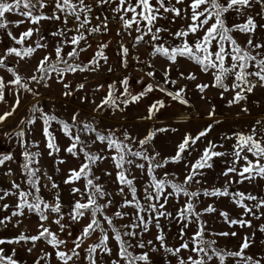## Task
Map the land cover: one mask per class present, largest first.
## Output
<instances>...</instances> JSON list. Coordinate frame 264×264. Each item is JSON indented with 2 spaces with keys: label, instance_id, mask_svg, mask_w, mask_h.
Returning a JSON list of instances; mask_svg holds the SVG:
<instances>
[{
  "label": "rangeland",
  "instance_id": "rangeland-1",
  "mask_svg": "<svg viewBox=\"0 0 264 264\" xmlns=\"http://www.w3.org/2000/svg\"><path fill=\"white\" fill-rule=\"evenodd\" d=\"M49 7L42 11L46 15H51L53 11V0H47ZM155 5L156 0H151ZM85 3L92 7V11L89 14L91 23L86 27L91 28L96 25H102L107 23L108 30L101 31L99 33L89 34L85 31L86 40L80 42L79 47L86 49L79 52L78 59L69 61L70 63L79 64L81 66L89 65V61L93 59L98 46L100 44H106L107 47L103 49L104 55L107 57V62L103 59L99 60V66L95 71H77L75 73H66L63 82L59 81V78L55 73L50 74V78L45 81L37 83L30 81L29 78L35 74L37 76L40 73H36L35 69L41 59L45 56H51L55 61V46L58 42L63 40V37L53 36L52 33L58 29L64 28L65 25L62 21L42 20L39 24H32L30 22L21 23L16 26L17 21L24 20L25 18L17 13H6L5 20L8 24L9 31L14 39L18 40L23 32L29 28L34 29L31 38L26 39L23 44L16 45V50L23 52L26 47H36L37 41L42 44H46V48H37L36 51L29 57L21 59L15 54H8L7 48L0 45V57H4V63L6 67H0V77H2L7 84L14 77L12 72L8 69H13L21 77H23V83L27 84L32 89L31 92L25 91L19 88V86H13L8 84L4 89V100L0 101V115L6 112H12V115L8 116L2 123H0V135L3 137L7 150L13 159L6 161L3 166H0V193L4 191H16L11 188L13 181L20 184L22 188L27 189L28 185L25 183V175L22 172L21 165L24 163V157L22 153L25 148L22 147V143L26 142L30 147L31 152H39L38 157L39 164L33 165V167H39L42 169L41 185L47 184L48 187H41L40 195L49 203L54 202V197L58 192L60 200L63 205L62 211L65 213V219L62 223L68 225L63 232L60 231L59 226L53 221L57 218L54 213H47L48 220L44 221V226L50 228V230L59 236L66 239V244L60 247L61 251H67L74 245L72 241L80 235L82 228L89 223L90 213L86 214L78 223H72L67 213L74 202V199H79V195L73 197L71 189L73 187H79L83 189L84 180L77 182L76 184H65L63 181L67 177L69 169H78L83 156L79 159L72 157L64 151V149L71 143V141L59 131V125L53 124L52 129H55L56 143L60 147L59 153L49 155V150L46 148L45 138L42 133L43 124L38 117L40 112L33 113V107L43 108L45 112L54 113L59 119L71 123V117L73 114L78 113L77 120L79 122L91 123L97 131L107 134L108 130L115 132L116 136L123 139V134L126 131L132 140L127 141L133 149H139V140L144 139L149 132H154L151 142L145 145L148 153L154 155L159 153L158 160L174 156L177 150V145L182 142L186 135L196 136L200 131L205 130L211 125V130L207 136L201 138L196 145H193L188 151H186L179 163H169L164 168L156 169V175L163 177L165 173L170 174V178L174 179L177 183L183 181L184 176L187 174L189 168L186 165H191L199 157L203 149L211 141L218 145L216 151L225 153H231L233 145L236 143L234 133H251L253 128H256L257 139L264 140V86H260L255 76L249 77L252 83L257 86L252 92H245L246 99L241 100L239 103H233L229 105V101L233 99L235 91L231 90L234 77L229 76L225 80V84L228 86L229 91H224L222 88L212 87L213 75L212 70L204 72L201 67L193 61L185 57H177L176 63H171L165 57L161 55L152 56L154 45L163 44L166 47L178 45L181 41L175 38L172 34L178 30L185 28L191 23V9H188L187 18L182 19L180 17H174L173 13L163 12L161 9V15L166 19H157L156 27H162L168 29V31H162L158 41H152L151 35H145L144 40L138 44H135V37L139 35L134 28L125 31L122 28L119 16L122 14L114 13L112 8L116 7L115 4L97 5L96 0H85ZM191 3V0H185L184 5L176 4L175 0H171L170 5H174L177 8H184ZM220 3H225V0H220ZM99 9V12H98ZM261 12V6L253 4L251 8L243 9L242 14L238 15L235 11H230L225 14V20L227 26L231 27L234 24H242L246 21L247 17L251 15L254 20L257 19V28L253 33L244 34L240 32H232L231 35L238 42L242 48H246L252 55L261 53L257 59L264 58V48L252 49L248 48L247 41L252 39L253 44H264V15H258ZM131 16V13L128 14ZM183 15V13H182ZM99 17V19H96ZM83 18V16L81 17ZM211 23V21H210ZM76 20L70 16L68 18L67 28H75ZM135 27V26H134ZM207 27V26H206ZM39 29V31H35ZM119 33V34H118ZM74 32H69L67 35L71 37ZM100 35V38H99ZM203 31L198 32L196 36H202ZM196 36L189 35L188 41L191 43L195 40ZM123 44L128 48L127 66H123L121 63V49L120 45ZM215 47V42L213 44ZM72 50V46L65 45L62 55L66 57L67 53ZM101 61V65H100ZM230 58L226 61V65L230 64ZM149 65V66H148ZM63 66V65H61ZM139 66L146 68L148 66L150 71L154 72L152 77H134L130 78V71L138 69ZM111 69V71H109ZM165 70L168 71V83H165ZM254 67H250L249 71H256ZM183 73V76H181ZM196 76L195 80L186 79L189 74ZM101 74V78H100ZM127 77L129 81V91L132 95H137L142 92L148 84L153 85V91L142 97L137 102H129L127 105L122 103L125 99L121 95L123 87L121 81ZM175 81V83H171ZM47 84V87L45 86ZM64 84H68L69 88L65 89ZM83 84L82 89H78V85ZM115 84L116 104L118 107H109L105 105L102 109H97V105L101 104V100L108 95L109 85ZM207 84V87L203 92L199 90L197 85ZM102 87V91H101ZM160 88L166 91H161ZM183 89L182 98L187 101L186 104L180 103L178 100H174L167 93H175L178 90ZM66 91H71V95L65 96ZM236 91H239L237 89ZM19 98V104L16 105V100ZM156 101H162L164 106L155 111L152 117L149 119V108ZM15 111L13 112V107ZM214 109V114L209 116V113ZM247 109V111H243ZM103 113V117H102ZM36 116L35 124L21 123L22 120L27 121L33 116ZM257 121H260L258 124ZM103 126V130H102ZM82 128V124L79 125ZM50 129V130H52ZM164 129V131H160ZM23 130L25 136L23 138L16 135L17 132ZM75 134V132H74ZM81 139L86 142H91L95 139L94 133L81 132ZM226 137H233L227 139ZM38 144V147H31L32 143ZM101 154L110 155L107 152L106 145L97 141L91 144L89 151L100 152ZM249 159H255L249 154ZM63 160L64 163L60 164L58 161ZM232 160L231 155L224 157L214 158L212 161L213 167L211 169L205 168L202 170L204 173L202 176H198L197 179L201 183L193 182L187 186L189 191H198L204 188H222L229 177H224L221 173L227 166L230 165ZM137 163H145L143 160H138ZM264 163V161H262ZM243 161H241V165ZM147 167V165H146ZM240 167V165H237ZM59 168V171H57ZM11 170V175H8V171ZM48 171L49 176L52 177L57 185V189H51L52 181L46 182L43 179V173ZM93 172L100 179L98 183L104 186L106 192L112 193V205L106 209V214L113 216V214L119 209V205L123 202V197L116 195L119 185L115 183L116 169L110 159L98 163L93 168ZM111 173L106 175L105 173ZM132 176L135 177V186L137 188V195L140 198L142 204L147 203L143 199V189L148 183V176L146 171L131 166ZM232 179H239V177L232 176ZM171 191V189H167ZM127 191V189H126ZM230 191L245 192L256 195L257 197H264V179L257 177L252 181H245L243 184H232ZM128 199H131L129 194ZM186 197L179 196L170 197L166 204V210L176 216L179 208L185 203ZM105 200H100L99 203H105ZM17 198L15 196H8L4 200H0V219L10 217L12 212L16 210L15 205ZM196 204V210L202 211L209 204H212L217 211L214 213H206L201 217V220L206 222L207 231L205 233V239L216 240L214 247L224 249L226 251H238L239 245L242 243L245 235L252 238V243L248 249L245 250V254L253 256L254 258L264 257V232H261L260 226L264 225V208H261L257 215L260 219H254L251 215L245 216L244 219L250 220L252 227L241 228L239 225L229 227L219 215L220 211H226L229 213L230 218H240L243 213V209L237 208L234 203L231 202L229 197H205L201 195L198 200H194ZM249 205H254L256 201H245ZM7 204V209L3 208V205ZM128 215L123 219H113V223L120 230L121 233L129 231L130 229L122 227L123 225L133 223L132 216L135 209L132 207L119 209ZM145 219L148 218L147 214ZM102 219V218H101ZM19 224L17 225V222ZM160 225L165 237V244L168 247L176 248L182 243L181 229L182 224L178 220H169L165 218L160 219ZM41 221L39 216L34 212H29L25 209L23 216L12 217L11 221H6L5 225H0V239L13 240L17 238L21 233L32 236L37 235L39 231V225ZM104 228L108 231L109 235V247L112 249L111 256L98 254V264H112L113 260H119L117 255L118 245L112 238L113 233L108 228L106 223L103 224ZM197 225L195 223L189 224L184 229V239L188 240L192 234L196 231ZM137 232L142 231L141 228L135 229ZM236 232L235 237L228 236H213L210 233L218 232ZM71 233V235H69ZM158 235V229L155 227V223L149 225V230L143 232L142 236L136 238L124 237L133 245L139 241H143L147 244V241L151 240L152 245H148L141 249L139 247L130 248L129 251L134 255L147 252L149 255L150 264H178L176 256L166 252L164 248L160 246L159 241L156 240ZM101 233L99 231L93 233L89 238L84 240L80 249V258L70 261L69 264H88L85 259V249L89 245L97 243ZM155 247L157 250L153 251ZM4 254L12 256L16 261V264H36L37 260L44 253H49V257L46 260H40V264H61L56 258V249L47 244L44 239H41L35 244L31 241H21L20 243H5L0 245ZM31 249V252H29ZM195 256V253H190L187 250H181L180 256L187 259L189 255ZM238 258L228 257L225 260V264H237ZM120 264H124V261H120ZM209 264H219L218 259L215 257ZM261 264H264L262 260Z\"/></svg>",
  "mask_w": 264,
  "mask_h": 264
},
{
  "label": "snow or ice",
  "instance_id": "snow-or-ice-1",
  "mask_svg": "<svg viewBox=\"0 0 264 264\" xmlns=\"http://www.w3.org/2000/svg\"><path fill=\"white\" fill-rule=\"evenodd\" d=\"M171 0H156L155 5L152 4L151 0H96L97 5L104 4H115L116 7L112 8L114 13L121 14L119 16L122 28L125 31L134 30L139 33L135 37V44L140 43L144 40V36L150 34L152 41H158L160 39L159 34L162 31H168V29L162 27H156L157 19H166L162 16L161 9L163 12L173 13L174 17H180L182 19L187 18L188 9H191V16L189 23L185 28L176 31L172 35L181 41L180 44L165 47L163 44L154 45L152 56L161 55L165 57L171 63H176L177 57H185L201 67V70L208 72L212 70L213 83L212 87L222 88L224 91H229L228 86L225 84V80L232 76L234 77L231 90L235 91V95L232 100L229 101V105L233 103H239L241 100L246 99L245 92H252L257 86L252 83L249 77L255 76L260 86H264V58L257 59L261 53L252 55L246 48H242L236 39L231 35L232 32H240L244 34H250L255 31L257 24L254 18L249 15L246 21L242 24H234L231 27L227 26L225 20V14L230 11H235L238 15L242 14L243 9L251 8L253 4L261 6V12L258 15H264V0H225V3H220V0H191V3L184 8H177L174 5H170ZM176 4L184 5L185 0H175ZM53 11L51 15H46L42 10L49 7L47 0H0V28L6 27L2 22L6 13H17L24 17V20L17 21L16 26L21 23L30 22L32 24H39L42 20H53L62 21L65 25L64 28L58 29L53 32V36L63 37V40L57 43L55 46V61L52 60L51 56H45L41 59L35 69L36 73H40L39 76L33 74L29 80L40 83L50 78L51 73H55L59 78L60 82H63V78L66 73H75L77 71H95L99 66V60L103 59L107 62V57L103 53V49L107 47L106 44H100L98 51L89 65L81 66L79 64L70 63L69 61L78 59L79 52L85 51L86 49L80 48V42L86 40L85 31L89 34L99 33L102 30L107 31V23L102 25H96L94 27H86L91 23L89 14L92 11V7L85 3V0H53ZM131 13V16L128 14ZM183 13V15H182ZM72 16L75 18L77 24L75 28H67L68 18ZM83 16V18H81ZM99 19V17H96ZM211 21V23H210ZM135 26V27H134ZM207 26V27H206ZM85 30V31H82ZM39 31V29H35ZM203 31L202 36H196L198 32ZM34 29L29 28L23 32L20 38L16 41L18 44H23L26 39L32 37ZM74 32L75 34L69 37L67 34ZM119 34V33H118ZM129 34L130 31H129ZM189 35L196 36L193 42H189L187 37ZM215 42V47L213 44ZM71 45L72 50L66 55H62L65 45ZM248 48L260 49L264 48V44H253L252 39L247 41ZM46 44H42L39 41L36 43V47H26L23 52L16 50L15 48L8 49V54H15L16 56L24 59L25 57L31 56L37 48H46ZM121 49V63L123 66H127L128 48L123 44L120 45ZM230 58L231 63L226 65V61ZM63 65V66H61ZM0 67H6L4 63V57H0ZM250 67L257 69L256 71H249ZM12 72L13 79L5 83L4 79L0 77V101L4 100V89L11 84L13 86H19V88L25 91L31 92L32 89L23 83V77H21L13 69H8ZM111 71V69H109ZM149 77L154 76V72L149 71L146 73ZM183 76V73H181ZM186 79L195 80L196 76L189 74ZM168 71L165 70V83H168ZM123 92L121 95L125 97L122 101L125 105L129 102H137L142 97L153 91V85L148 84L145 89L137 95H132L129 91V81L125 77L121 82ZM175 83V81H171ZM47 87V84H45ZM65 89L69 88L68 84H64ZM83 84L78 85V89H82ZM199 90L203 92L209 85L202 84L197 85ZM239 89V91H236ZM161 91H166L160 88ZM183 89L178 90L175 93L168 92L174 100H178L180 103L186 104L187 101L182 98ZM115 84L109 85L108 95L104 98L100 105H97V109H102L105 105L109 107L116 106ZM71 91H66L65 96L71 95ZM19 98L16 100V105L19 104ZM162 101H156L149 108L150 119L155 111L163 107ZM15 111V106L13 107ZM33 113L40 112L38 119L42 121L43 129L42 133L46 141V148L49 150L48 154L51 156L54 153L60 152V147L56 143L55 129H52V125H59V131L66 136L71 143L64 149L66 153L77 159L83 156V160L80 163L78 169H69L67 177L64 179L65 184H76L77 182L84 180L83 189L79 187H73L71 193L73 197L79 195V199H74L68 213L66 214L68 219L72 223H78L86 214L90 213V220L83 228L79 236H77L72 244L74 245L69 251H61L60 247L65 245L67 242L59 238V236L52 232L50 228L44 226V221L48 220L47 213L51 212L57 215V218L53 223L59 226L61 232L64 231L68 225L62 223L65 219V213H63V205L60 200V195L57 192L54 197V202L49 203L41 195V187H48L47 184L41 185L42 169L39 167H33L38 165L40 156L39 152H31L29 145L26 142L22 143V147L25 148L22 153L24 157V163L21 165L22 172L25 175V183L28 185L27 189L21 187L20 184L15 181L12 182L11 188L16 191H4L0 193V200H4L8 196H15L17 203L15 205L16 210L12 212L10 217L0 219V225H5L6 221H11L12 217L23 216L25 209L29 212H34L39 216L41 221L39 225V231L37 235L28 236L21 233L17 238L13 240H2L0 239V245L5 243H20L21 241L35 242L44 239L47 244L56 249V258L61 261V264H69L70 261L80 258V249L84 240L89 238L93 233L99 231L101 236L97 243L89 245L85 249V259L88 264H98V254L100 256L112 254V249L109 247V235L108 231L104 228L103 224L106 223L108 228L113 233L112 238L118 245V257L119 260H113L112 264H120V261H124V264H150L149 255L147 252H143L138 255H134L129 251L130 248L139 247L141 249L148 245H152L151 240L145 244L142 240L133 245L129 241L125 240L124 237L136 238L142 236L143 232L149 230V225L155 223V227L158 229V235L156 240L159 241L160 246L164 250L173 256L177 257L178 264H209L210 261L215 257L218 259L219 264H225V260L228 257L238 258L237 264H261L264 257L254 258L245 254V250L248 249L252 243V238L245 235L242 243L239 245L238 251H226L224 249L216 248V240L205 239V233L207 231L206 222L201 220V217L206 213H214L217 209L209 204L202 211L196 210V204L194 200L203 195L205 197H229L231 202L236 205L237 208L243 209V213L240 218H230L229 213L226 211H220L219 215L223 218L224 222L229 226L233 227L239 225L241 228L252 227L251 221L244 219L245 216L251 215L254 219H260L257 212L264 208V197H257L251 193L245 192H232L230 186L232 184H243L245 181H252L257 177L264 179V140L257 139L256 128H253L251 133H234L236 143L232 147L231 153H225L216 151L218 147L215 143L209 141L207 146L203 149L199 157L190 166L187 174L184 176L182 182L177 183L174 179L170 178L169 173H165L163 177L156 175V169L164 168L169 163H179L184 159L183 154L188 151L193 145H196L201 138L207 136L211 130V125L203 131H200L196 136L186 135L182 142L177 145V150L174 156L167 157L158 160L159 153L151 155L148 153L145 145L149 144L155 135L154 132L139 140V149H133V147L127 143L134 138L131 137L126 131L123 134V139L116 136L115 132L108 130L107 134H104L88 122H79L77 120L78 113L73 114L71 117V123L59 119L54 113L45 112L44 109L33 107ZM247 111V109H243ZM214 114V109L209 113V116ZM12 115V112H6L0 115V123H2L8 116ZM37 117L34 115L31 119L21 123L35 124ZM259 124L260 121H257ZM82 124V128L79 125ZM52 129V130H50ZM164 131V129H160ZM75 132V134H74ZM81 132L94 133L95 139L90 143L81 139ZM17 136L23 138L25 132L20 130L16 133ZM232 139L233 137H226ZM99 141L101 144L106 145L107 152L110 155L101 154L100 152H91L89 148L91 144ZM39 145L35 142L32 143L31 147H38ZM249 154L255 159H249ZM231 155L232 160L230 165L225 168L221 173L224 177H229L222 188L213 187L211 189L204 188L198 191H189L188 187L193 182L201 183L197 179L198 176H202L204 173L203 169H211L213 167L212 161L217 157H224ZM13 157L10 154L0 155V166H3L6 161L12 160ZM110 159L116 169L115 183L119 185L116 195L122 196L123 202L119 205V209L132 207L135 212L132 216L133 223L123 225L122 227L130 229L123 233L113 223V219H123L124 216L128 215L119 209L109 216L106 214V209L109 208L113 201L111 199L112 193L106 192L104 186L98 183L100 177L96 176L93 172V168L102 163L103 161ZM138 160H143L145 163H137ZM241 161L243 164L241 165ZM65 161L60 160L58 163L62 164ZM147 165V167H146ZM240 165V167H237ZM131 166L141 169L142 172L146 171L149 178L148 183L143 189V199L147 203L142 204L140 198L137 195V188L135 186V177L132 176ZM59 171V168H57ZM8 175H11V170L8 171ZM111 175V173H105ZM44 177L48 181H52L51 176H47L43 173ZM239 177V179H232L231 177ZM58 185L52 181L51 189H57ZM171 189L168 191L167 189ZM127 189V191H126ZM129 194L131 199H128ZM186 197L185 203L179 208L176 216L173 217L171 212L166 210V204L170 197L179 196ZM100 200L106 202L101 204ZM245 201H256L254 205H249ZM9 205L4 204L3 208L7 209ZM147 214L148 218L145 219ZM102 218V219H101ZM165 218L169 220H178L182 224L181 229V240L182 243L179 247L171 248L165 244V237L163 234L162 227L160 225V219ZM195 223L197 225L196 231L192 234L190 239H184V229L189 224ZM19 221L17 222V225ZM141 232L135 231L137 228H141ZM264 232V225L260 226L259 229ZM213 236L235 237L236 232H218L210 233ZM71 235V233H69ZM187 250L190 253H195V256L189 255L187 259L180 256L181 250ZM153 251L157 249L152 248ZM31 252V249H29ZM49 253H44L36 264H40V260H46L49 257ZM0 264H16V261L12 256L4 254L3 249L0 248Z\"/></svg>",
  "mask_w": 264,
  "mask_h": 264
},
{
  "label": "built area",
  "instance_id": "built-area-1",
  "mask_svg": "<svg viewBox=\"0 0 264 264\" xmlns=\"http://www.w3.org/2000/svg\"><path fill=\"white\" fill-rule=\"evenodd\" d=\"M148 66H146V68H142V66H139L138 69H133L132 71L129 72L130 78H134V77L147 78L148 75L146 73L150 71V68ZM8 153H9V150H7L5 141H4L3 137L0 135V155H4V154H8ZM44 173H46L47 176H49L48 171H46ZM43 179L46 182H48V180L44 177V175H43Z\"/></svg>",
  "mask_w": 264,
  "mask_h": 264
},
{
  "label": "crops",
  "instance_id": "crops-1",
  "mask_svg": "<svg viewBox=\"0 0 264 264\" xmlns=\"http://www.w3.org/2000/svg\"><path fill=\"white\" fill-rule=\"evenodd\" d=\"M2 22L6 25V27L0 28V45L6 47L7 49L16 48V45H18L16 42L17 40L11 35L5 17Z\"/></svg>",
  "mask_w": 264,
  "mask_h": 264
},
{
  "label": "trees",
  "instance_id": "trees-1",
  "mask_svg": "<svg viewBox=\"0 0 264 264\" xmlns=\"http://www.w3.org/2000/svg\"><path fill=\"white\" fill-rule=\"evenodd\" d=\"M254 21L256 22V24L259 23L257 19H255ZM165 47H166V46H165ZM58 236H59V235H58ZM59 238L62 239V240H65V241H66V239H65L64 237H62V236H59ZM69 250H70V249H67V251H69ZM67 251H66V252H67Z\"/></svg>",
  "mask_w": 264,
  "mask_h": 264
}]
</instances>
